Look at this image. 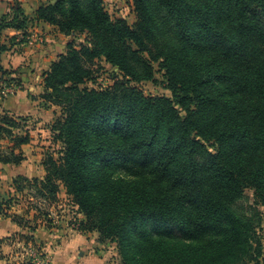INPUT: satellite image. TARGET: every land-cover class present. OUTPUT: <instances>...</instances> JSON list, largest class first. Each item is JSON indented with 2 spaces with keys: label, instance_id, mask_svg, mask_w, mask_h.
Listing matches in <instances>:
<instances>
[{
  "label": "trees",
  "instance_id": "trees-1",
  "mask_svg": "<svg viewBox=\"0 0 264 264\" xmlns=\"http://www.w3.org/2000/svg\"><path fill=\"white\" fill-rule=\"evenodd\" d=\"M132 1L133 25L104 0H46L32 17L14 0L0 16V37L15 29L20 43L41 21L87 35L45 72L41 98L60 109L50 130L61 146L45 154L44 179L20 176L16 190L54 204L64 188L84 216L79 231L114 242L121 264H264V0ZM9 48L0 40L1 97L22 87L2 65ZM102 62L118 74L108 86L97 83ZM158 73L171 95L142 91ZM29 120L0 113V162L25 160ZM128 166L152 177L110 171ZM246 190L249 217L235 209ZM3 215L29 230L8 239L38 245L36 223Z\"/></svg>",
  "mask_w": 264,
  "mask_h": 264
},
{
  "label": "crops",
  "instance_id": "crops-1",
  "mask_svg": "<svg viewBox=\"0 0 264 264\" xmlns=\"http://www.w3.org/2000/svg\"><path fill=\"white\" fill-rule=\"evenodd\" d=\"M104 1L106 7L108 5L122 7L126 0ZM20 2L25 8L27 15L32 17L46 0H20ZM130 3L132 6L133 1L130 0ZM13 4L14 0H0V16L7 14ZM132 9L134 10L133 6ZM28 33L32 36H40L41 41H36L34 44L20 43L21 31L15 29L5 30L0 37L1 42L10 46L9 50L2 54V65L7 70L16 71L14 76L17 75L22 84L21 88L7 89L3 97L0 96V113L6 112L15 118L29 117V124H33V128L29 126L32 139L28 144L22 146L25 160L18 165L0 162V194L3 197L7 193L12 194V196H18L19 193L34 195V192L28 188L24 189L23 192H18L14 185L15 179L22 176L30 180H42L46 175L43 160L47 153L46 150L50 148V146L45 147L47 144L46 139H51L52 137V140H54L50 126L60 116V109L45 103L41 98V95L45 92V72L50 69L52 62L56 61L61 54L66 53L68 46L72 42L79 40L77 38L79 35H65L57 27L43 21L35 22L28 29ZM9 144L11 143L8 140L3 141V148ZM36 198L45 201L42 198ZM39 204L41 205L40 202ZM28 205H30L28 202L27 205L22 204V207L17 205L13 207V211L10 210L8 213L12 212L24 220H30V224L34 225L36 223L37 229L34 232V237L36 242L40 244L44 231L41 227L46 222L39 218V208L29 207ZM74 207L78 210L77 206ZM80 215L83 220V214L80 213ZM34 219L36 222H32ZM74 231L76 232V230ZM28 232L27 228L22 227L11 216L0 215V241H7L10 237ZM90 234V232L84 233L80 231V233L73 234L71 238L75 239L76 243L81 240L83 249L92 254L98 245L103 242L100 241L99 236L94 237L93 234ZM78 236L79 238H77ZM73 239L71 244L67 243L68 247L75 246ZM94 255L98 261H95L97 264H107V254L102 253V251H96Z\"/></svg>",
  "mask_w": 264,
  "mask_h": 264
},
{
  "label": "rangeland",
  "instance_id": "rangeland-1",
  "mask_svg": "<svg viewBox=\"0 0 264 264\" xmlns=\"http://www.w3.org/2000/svg\"><path fill=\"white\" fill-rule=\"evenodd\" d=\"M132 6L130 0H126L122 7L108 5L107 8L113 17L124 18L129 24L133 25L136 22V15ZM156 10L160 17L166 16L162 14L159 9ZM168 30L170 31V24ZM168 34L173 35L174 32H168ZM77 38L79 40L81 39V41L78 40L75 42V46L79 47L87 44V35L79 34ZM101 64H103L102 66H104L105 69L102 70L97 83L101 84V86L102 84L108 86L113 83V80L117 79L118 74L110 65L104 62ZM157 78V82L148 81L141 83L140 87L142 91L146 95H171L170 91L165 88L162 73H158ZM29 126L33 128V124L30 123ZM46 141L47 144L45 147L50 146L46 152L52 150V148L57 149L61 146V144H55L52 137L51 139L47 138ZM110 171L114 176L128 181H139L152 177L149 170L138 166H128L127 168L110 167ZM5 195L6 201L11 199L9 207L6 205L9 211L13 209L12 207L17 205L22 207V204L27 205L28 202L30 203V205H28L29 207L39 208V218L43 219L46 223L41 227V229L44 230L41 238L42 240L36 247H25L23 242H16L12 239L3 241L0 247V264H27L30 260H34L37 264H97L96 262L98 261L94 255L96 251H102V253L107 254V264H121L120 255L114 242H103L98 245L95 252L89 254L88 251L83 249L81 240L76 243L75 239L71 238L73 234L80 233L78 226L82 220V216L74 207L71 198L65 194L64 188L61 189L60 195H58V201L51 205L47 201L38 200L35 195L29 193H19L18 196H12L10 193ZM254 202L253 190H246L244 196L236 203L235 209L237 213L242 216H252L255 210ZM258 209L264 218V207H258ZM10 214L15 213L10 212ZM46 216H48V219H46ZM49 219L51 220L49 222L50 225L47 222ZM74 230H76V232ZM91 234H93L94 237L99 236L96 232H91ZM77 238H79V236ZM72 239L75 246L68 247L67 243L69 242L71 244ZM173 241L181 242L175 239Z\"/></svg>",
  "mask_w": 264,
  "mask_h": 264
},
{
  "label": "built area",
  "instance_id": "built-area-1",
  "mask_svg": "<svg viewBox=\"0 0 264 264\" xmlns=\"http://www.w3.org/2000/svg\"><path fill=\"white\" fill-rule=\"evenodd\" d=\"M27 40H28V42H27L28 44H34L36 41H41V37L30 35V36H28ZM102 86H106V85L102 84ZM11 89H15V88L13 87ZM5 199L6 198L1 196V194H0V211L2 212V213H0V215H2V216H4L3 214L5 212L9 211L8 208L6 207V200Z\"/></svg>",
  "mask_w": 264,
  "mask_h": 264
}]
</instances>
